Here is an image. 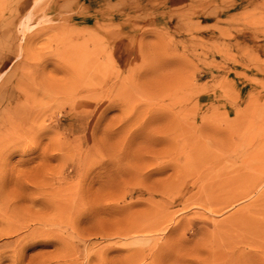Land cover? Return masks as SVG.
<instances>
[{"label":"rangeland","instance_id":"374dc122","mask_svg":"<svg viewBox=\"0 0 264 264\" xmlns=\"http://www.w3.org/2000/svg\"><path fill=\"white\" fill-rule=\"evenodd\" d=\"M0 264H264V0H0Z\"/></svg>","mask_w":264,"mask_h":264}]
</instances>
